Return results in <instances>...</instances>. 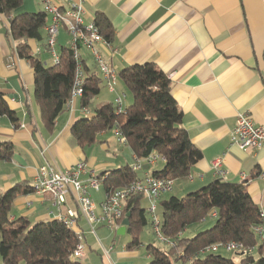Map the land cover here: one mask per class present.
<instances>
[{
    "label": "crops",
    "instance_id": "1",
    "mask_svg": "<svg viewBox=\"0 0 264 264\" xmlns=\"http://www.w3.org/2000/svg\"><path fill=\"white\" fill-rule=\"evenodd\" d=\"M52 1L67 7L79 0ZM82 2L86 24L93 22L98 13L105 14L112 23L113 41L110 45L98 44L97 50L118 76L116 92L111 93L91 52L81 49L83 66L103 79L100 94L87 113L92 116L101 106L114 104L118 96L123 98L124 108L129 107L133 99L119 74L129 66L151 63L170 79L171 94L183 113L182 127L203 153L190 175L174 181L172 192L163 195L161 201L171 196L184 197L223 179L244 184L258 209L264 212V148L243 150L231 143L238 114L243 113L264 126V0ZM22 8L29 13L45 11L42 0H24ZM7 30L8 22L0 15V92L17 112L21 127L15 129L8 118L0 117V142L11 141L15 147L12 161L0 162V191L18 183L32 186L38 170L47 164L69 169L85 162L88 170L97 176L106 171L105 167L113 165L134 167L135 155L118 139L117 144L127 149V153L117 156L115 162L96 165L95 160L88 161L87 148L79 147L71 133L72 125L86 117L81 98L75 101L72 110L66 108L58 117L52 132L45 128L34 96V71L28 60L19 58L14 43L6 35ZM62 31L58 36L60 49L70 44L66 30ZM42 35L41 42L29 40V45L33 53L37 48L42 49L39 57L46 63L50 59L44 52L46 29ZM106 138L107 132L101 133L98 144H104ZM217 159L222 161L223 176L213 167ZM164 165V161L152 165L141 160L138 176L143 178L162 170ZM100 169L105 170L98 172ZM88 178L89 174L82 176L84 181ZM144 201L148 207V201ZM68 210L78 211L73 197L58 209L51 195L33 192L15 200L11 218L26 217L31 223H38L58 219ZM78 230L84 235L83 228ZM91 234L97 243L91 245L84 236L85 248L93 251L102 248L99 256L103 264H130L137 254L135 250L118 246L111 233L104 238L108 246L99 238L97 229L96 235Z\"/></svg>",
    "mask_w": 264,
    "mask_h": 264
},
{
    "label": "trees",
    "instance_id": "2",
    "mask_svg": "<svg viewBox=\"0 0 264 264\" xmlns=\"http://www.w3.org/2000/svg\"><path fill=\"white\" fill-rule=\"evenodd\" d=\"M23 4L24 0H0V15L8 22L6 35L14 43L19 58L28 60L34 71L35 100L45 128L52 132L71 97L78 64L68 47L60 49L58 65H47L33 53L29 40H43L48 15L45 11L16 14ZM94 22L103 38L112 42L114 29L109 18L98 13ZM84 71L83 109L92 105L103 87V79L98 74L91 73L86 66ZM119 77L132 96V104L123 113L117 112L114 104H106L92 116L77 120L71 133L78 146L92 147L99 143L101 133L117 128L136 158L145 160L153 153L164 157L163 169L154 171L153 176L174 181L187 178L191 168L202 160L203 153L182 127L183 113L171 94L170 79L151 63L129 66ZM0 117L8 118L15 129L21 127L17 112L10 108L1 92ZM14 154L11 141L0 142V162L12 161ZM98 178L107 193L128 186L139 176L134 167L124 165L106 170L98 174ZM33 192V187L25 183L0 191V256L4 264H82L71 259L79 244L76 229L67 228L59 219L31 223L26 217L11 218L15 200ZM143 202V196L136 195L124 208L125 216L131 214L126 230L131 235L126 246L130 251L141 246L139 234L149 223ZM158 212L161 232L168 240L169 249L147 245L149 264H264L260 247L255 253L257 256L236 253L241 257L239 262L217 253H204L216 243L258 245L254 228L262 222L261 212L244 184L217 179L184 197L162 200ZM214 214L211 228L192 237L184 236Z\"/></svg>",
    "mask_w": 264,
    "mask_h": 264
},
{
    "label": "built area",
    "instance_id": "3",
    "mask_svg": "<svg viewBox=\"0 0 264 264\" xmlns=\"http://www.w3.org/2000/svg\"><path fill=\"white\" fill-rule=\"evenodd\" d=\"M45 6V12L50 17L46 26V47L45 53L49 56L47 65H58L61 61L60 48L58 46V36L61 30H66L70 44L67 46L74 53L77 61V74L71 97L66 104V108L72 110L77 99L81 98L84 93V85L86 82V74L84 71L81 49H87L91 52L98 69L107 83V88L111 93L116 92L118 83L117 74L109 68L104 62L102 56L97 50L98 44L110 45L106 41L98 26L93 21L89 24L85 23V9L82 0L73 2L67 7L56 4L52 0H42ZM36 56L42 54V49H35ZM117 112L123 113V98L118 96L114 103ZM86 114L87 108L83 109ZM116 130L118 142L127 145L126 139L122 136L119 129ZM231 143L240 147V149H262L264 148V126L257 125L252 118L240 113L237 116L236 126L231 133ZM149 164H156L158 161H164V157L158 153H153L147 159ZM134 170L141 169V160L136 158ZM213 167L219 176L225 174L222 168V161L217 159L213 162ZM89 174V178L84 181L82 176ZM102 181L98 178L94 171L88 170L85 162H80L69 169H61L55 165L42 166L35 175L32 183L34 191L38 194H49L53 197L55 206L58 209L63 208L70 197H73L78 205V211L68 210L66 214L61 213L58 217L63 224L69 229H77L79 221L83 217L87 225L91 228L92 233L96 235L97 227H106L112 232H117L122 226L124 208L129 199L136 195H142L148 201L147 213L152 219V226L159 240L168 243V240L161 232V215L158 212L159 203L163 195L172 192L174 180L163 179L146 175L132 182L128 186L105 193V199L98 207L91 200L90 191L99 192ZM261 212L262 222L255 226L254 232L258 237V245L254 247H246L242 243H216L206 248L204 253H217L220 250L227 252L243 253L245 255H254L258 248H262L264 256V212ZM76 235L79 244L73 251L71 259L73 261H84L86 258V248L84 244V235L81 230L77 229ZM0 264H4L0 256Z\"/></svg>",
    "mask_w": 264,
    "mask_h": 264
},
{
    "label": "rangeland",
    "instance_id": "4",
    "mask_svg": "<svg viewBox=\"0 0 264 264\" xmlns=\"http://www.w3.org/2000/svg\"><path fill=\"white\" fill-rule=\"evenodd\" d=\"M24 12V8H21L20 10H18L16 12V14H20ZM63 31L61 30V33ZM94 114V113H93ZM86 117H89V114H85ZM85 117V118H86ZM84 118V117H83ZM114 129L113 130H109L107 132V138H106V142L104 144H97L93 147L87 148L86 149V154H87V158L88 161H92L95 160L96 165L98 164H102V163H113L115 162V160L117 159V156H121L124 152L127 153V149L123 148V146H119L117 144V135L116 133H114ZM101 141L104 139H100ZM130 159V158H129ZM131 163V161H129ZM118 168L116 166H111V167H105L106 170L109 169H115ZM105 169H100L98 172H102ZM140 175V173H138ZM7 189H5L4 191H6ZM105 188L102 185L101 189L99 192L91 190L90 191V195H91V200L93 202H95V204L99 207L101 202L105 199ZM143 207L146 208L147 207V203L143 202ZM215 215V214H214ZM214 215L212 217H209L208 219L205 220V222L200 223L198 225H196L194 228L190 229L189 231H187L185 233L184 236L186 237H192L194 235H196L199 232H202L204 230H207L209 228H211L214 225L215 222V218ZM148 217V225L146 227H144L140 234H139V240L142 243L141 246L135 250V253H137L133 260L130 261V264H149L150 262V258H149V254L147 251V245L149 244H153L155 246H159L161 248L164 249H169L167 247V243L161 242L158 238V236L155 234L154 230H153V226H152V219L150 217V215H147ZM79 227L83 228L84 231V236H86L87 241L92 245L93 243H97V239L95 236H93L92 230L91 228L85 223L84 219H82ZM77 227V229L79 228ZM107 233H111V238H113L118 246H124L126 247L127 244L131 241V235H129L128 233L125 235H117V233H112V231L108 230L105 227H97V234L99 236V238L102 240V242L104 243V245L108 246V241L105 238V236L107 235ZM85 242V239H84ZM86 244V242H85ZM88 247V246H87ZM87 252V258L82 261V264H103L102 260L100 258L99 255L102 254L103 250L102 248H99L98 251H93L90 250L89 248L86 250ZM263 253V252H262ZM217 254H220L226 258H233L236 262H239L241 257L238 256L235 252H227L224 250H220L219 252H217ZM258 254H255V256H257ZM173 264H183L182 262H174Z\"/></svg>",
    "mask_w": 264,
    "mask_h": 264
},
{
    "label": "water",
    "instance_id": "5",
    "mask_svg": "<svg viewBox=\"0 0 264 264\" xmlns=\"http://www.w3.org/2000/svg\"><path fill=\"white\" fill-rule=\"evenodd\" d=\"M130 217H131V214H128L126 216V218L123 220L122 226L117 231L118 235H125L126 234V230L130 225Z\"/></svg>",
    "mask_w": 264,
    "mask_h": 264
}]
</instances>
